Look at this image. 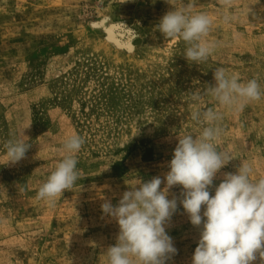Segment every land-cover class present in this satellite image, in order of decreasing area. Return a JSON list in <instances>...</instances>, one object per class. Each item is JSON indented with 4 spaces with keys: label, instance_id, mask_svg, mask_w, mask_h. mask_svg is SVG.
<instances>
[{
    "label": "rangeland",
    "instance_id": "374dc122",
    "mask_svg": "<svg viewBox=\"0 0 264 264\" xmlns=\"http://www.w3.org/2000/svg\"><path fill=\"white\" fill-rule=\"evenodd\" d=\"M185 5L213 21L205 39L217 46L201 64L156 30ZM219 67L264 91V0H0V157L9 139L31 144L16 164L0 159V264H108L119 227L101 205L163 179L178 137L205 126L192 120L197 110L223 114L217 145L233 156L210 194L242 163L264 177V97L243 110L220 105L204 92ZM72 134L85 139L80 179L50 205L37 191ZM166 231L177 249L166 264H192L200 228L179 201Z\"/></svg>",
    "mask_w": 264,
    "mask_h": 264
},
{
    "label": "clouds",
    "instance_id": "9594fccd",
    "mask_svg": "<svg viewBox=\"0 0 264 264\" xmlns=\"http://www.w3.org/2000/svg\"><path fill=\"white\" fill-rule=\"evenodd\" d=\"M221 3L230 5L231 0ZM190 9L191 5H185L166 12L156 30L166 40H182L186 45L185 59L201 64L217 46L205 39L213 21L207 13H192ZM229 20L224 17L226 23ZM213 78L215 84L204 92L225 108L243 110L264 97L256 78L241 82L222 67L214 70ZM190 99L199 102L201 92H190ZM191 115L193 121L205 126L197 136L178 137L163 179L156 176L148 182L140 181L129 187L116 205L110 200L101 205L103 214L119 227L115 245L105 250L108 264H166L177 253L166 228L177 211L178 201L190 223L200 228L192 264H264V177L253 179L254 169L242 163L235 173H223L211 195L217 174L233 159L231 153L217 145L223 131V114L207 108ZM84 143L79 134L64 141L65 155L39 187L37 199L51 205L66 190L73 189L80 179L77 154ZM30 147L24 139H9L0 159L4 165L16 164L26 158ZM174 186H182V190L179 197L169 199V190Z\"/></svg>",
    "mask_w": 264,
    "mask_h": 264
},
{
    "label": "bare ground",
    "instance_id": "6f19581e",
    "mask_svg": "<svg viewBox=\"0 0 264 264\" xmlns=\"http://www.w3.org/2000/svg\"><path fill=\"white\" fill-rule=\"evenodd\" d=\"M110 37V36H109ZM111 37H112V39H114V36H113V33H111ZM115 40V42H117L118 40H116V39H114ZM117 45V44H116Z\"/></svg>",
    "mask_w": 264,
    "mask_h": 264
}]
</instances>
